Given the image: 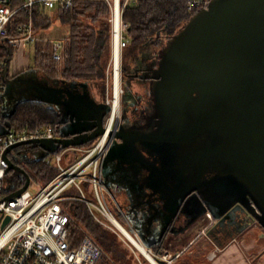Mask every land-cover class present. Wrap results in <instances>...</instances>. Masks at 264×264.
I'll return each instance as SVG.
<instances>
[{"label": "water", "instance_id": "95a60500", "mask_svg": "<svg viewBox=\"0 0 264 264\" xmlns=\"http://www.w3.org/2000/svg\"><path fill=\"white\" fill-rule=\"evenodd\" d=\"M9 69L4 64L1 72L7 120L0 121V135L9 133L8 119L23 101L52 109L61 125L59 137L5 152L7 171L26 178L7 196L14 198L31 176L8 158L9 150L35 143L48 154L85 146L105 132L111 107L87 82ZM142 70L152 108L142 122L120 119L101 164L103 186L110 193L122 189L128 200L132 231L151 249L178 210L191 205V220L175 234L208 211L219 220L213 237L225 226L240 232L257 222L264 228V0H208Z\"/></svg>", "mask_w": 264, "mask_h": 264}, {"label": "built area", "instance_id": "2783aa9c", "mask_svg": "<svg viewBox=\"0 0 264 264\" xmlns=\"http://www.w3.org/2000/svg\"><path fill=\"white\" fill-rule=\"evenodd\" d=\"M73 1L24 0L22 7L29 10L35 4H41L48 9H54L58 5L72 6ZM108 1L112 10L113 49L106 77L104 100L111 108L104 124L105 132L95 140L92 147L84 150L74 149L73 151H82V155L77 159L73 158L67 167L63 166V160L71 156L72 152L68 150L63 154L60 153L61 150L55 152L56 162L47 159L38 149H35L39 148L35 143L9 150L8 158L25 169V159L31 157L35 160H45L48 165L55 167L58 171L53 179L44 184L26 169L31 176L29 187L34 184L38 190L33 193L28 187L25 192L14 198L7 196L22 187H18L16 178L19 177L23 185L26 178L14 170L7 171L9 165L5 152L11 146L21 142L57 137L60 135L61 125L56 123L34 131L26 129L15 131L11 128L9 133L0 135V264H100L99 260L105 254V250L98 240L74 218L70 208V203L74 201L84 204L103 227L115 232L119 231L121 238L139 252L140 255L137 256L139 264H155L153 260L157 264H175L176 259L172 253L156 254L142 243L138 235L130 229L123 213L112 207L115 202L109 200V193L101 181V164L111 144V133L117 128L122 115L123 50L129 43L126 37L129 24L123 19V10L127 4L137 3L138 0ZM8 2L9 0H0V45L16 50L22 45L35 44L40 40L49 41L54 48L53 57L60 59L63 36H52V33L44 31L38 34L32 22L21 24L17 35H9L8 25L14 14L22 7L12 9ZM187 2L188 9L192 12L207 7L208 4V0H187ZM4 64V59L0 57V65L4 66ZM117 85L120 88L118 99ZM4 90L5 84L1 80L0 94ZM7 177H12L11 182L6 180ZM72 186L78 190L80 196L70 192L73 189ZM86 189L97 199L96 202L87 198ZM7 216L10 220L3 226ZM205 217L213 219L209 211ZM106 220H109L111 224ZM73 228H77L75 234L72 233ZM137 242L146 248L149 256L139 248ZM217 249L220 248L217 247Z\"/></svg>", "mask_w": 264, "mask_h": 264}, {"label": "trees", "instance_id": "16d2710c", "mask_svg": "<svg viewBox=\"0 0 264 264\" xmlns=\"http://www.w3.org/2000/svg\"><path fill=\"white\" fill-rule=\"evenodd\" d=\"M23 3L24 0H9L8 5L12 9H18ZM192 13L194 12L188 9L187 0H138L137 3L127 4L123 10V19L129 24L126 33L129 43L123 50V71L128 70L130 63L144 51H153L157 47L155 43L159 35L174 33ZM111 15L108 0H74L72 6L58 5L54 9L35 4L29 10L24 7L18 9L8 29L9 35L15 36L21 24L32 22L34 30L40 32L59 22L67 30L63 37L61 58L53 57L54 48L51 43L38 41L34 45L31 67L50 79L87 82L93 88H99L104 93L102 98L105 99L107 69L112 57ZM14 53V49L0 45V57L8 66ZM2 68L3 65H0V70ZM6 120L1 114L0 106V121ZM8 120L15 131H34L58 122L52 109L34 101L19 103ZM76 157L74 158L77 159ZM25 166L44 184L58 174L57 169L48 165L45 160L26 157ZM16 182L18 187L23 186L19 177ZM70 208L76 221L110 254L108 259H111V264L134 263L133 253L122 249L116 240L109 238V233L94 219L89 210L84 209L82 203L74 201L70 203ZM76 232L77 228H73L72 233ZM104 256L106 254L102 258Z\"/></svg>", "mask_w": 264, "mask_h": 264}, {"label": "flooded vegetation", "instance_id": "af4514ba", "mask_svg": "<svg viewBox=\"0 0 264 264\" xmlns=\"http://www.w3.org/2000/svg\"><path fill=\"white\" fill-rule=\"evenodd\" d=\"M170 34H162L157 37L156 45L157 47L151 51H144L137 59H135L133 62L130 63V67L128 70L122 71V81L125 83V89L124 93L122 95V115L121 119L124 117L128 123H138L139 121H143V116L146 115V112L148 113L151 108H152V103L149 97V92L148 93H141L139 91H133L132 88V82L134 79H140V75L143 74V68H149V64L152 62L154 57L156 56V52L160 47V44L167 39V37ZM141 82L148 88V83L147 81H142ZM108 115L105 118V121L107 120ZM120 121V120H119ZM119 124V123H118ZM60 135H57L59 137ZM94 142V141H93ZM109 195L114 199V202L116 203L117 209L123 213L124 217L126 218L128 224L130 225V229L135 231L134 225L131 222L129 215H128V210H127V199L124 194H122V189L121 190H115L112 193L108 192ZM194 214V206H182L173 222L167 227V230L163 232V236L160 238L159 234L158 236L155 237L153 241V246L152 250L156 254H162L164 252H170L174 255L175 259H179L182 257L183 254H186V257L188 258V263L189 264H208L205 260L204 261H196L195 259H192L188 251V247L184 248L183 250L177 252L175 255L174 252H172L169 249L165 248L166 242L169 239V237H177L185 232H187L189 229L194 227L196 224H200L199 227V236L202 234H205L209 239H211L214 242H230L232 240H236L240 232H244L247 229L251 228L252 226L258 224L257 222H252L248 226H246L243 230L240 232H237L235 230L234 226H231L228 228L227 226L224 227L222 232L216 234V237H213L211 235V231L214 228L215 224L219 221L216 220L214 217L212 220L208 218L201 217L198 221H196L193 225H191L189 228H187L184 232H181L179 234H175L174 231H178L182 229L185 225L188 224V222L191 220L192 216ZM133 231V232H134ZM137 231V230H136ZM161 231V230H160ZM135 233V232H134ZM137 234V233H136ZM139 235V233H138ZM140 236V235H139ZM138 236V237H139ZM140 238V237H139ZM141 240V239H140ZM191 245V243H190ZM179 254V256H178ZM184 258V259H187Z\"/></svg>", "mask_w": 264, "mask_h": 264}, {"label": "rangeland", "instance_id": "374dc122", "mask_svg": "<svg viewBox=\"0 0 264 264\" xmlns=\"http://www.w3.org/2000/svg\"><path fill=\"white\" fill-rule=\"evenodd\" d=\"M60 25L61 24L58 22V23H55V26L51 27V28L56 29V27H58ZM48 29H50V28H48ZM49 32L52 33L51 34L52 36L53 35H56V37L61 36L57 32H54L53 30H49ZM42 42L44 44L50 43L49 41H42ZM34 45L35 44L22 45L18 49H16L15 53H14V59L10 65L12 66L14 61L17 64H20L21 65L20 67L25 66V65H29V64L31 65V63L33 61V57H34ZM112 49H113V45H112ZM123 66H124V58H123ZM24 70H27V69L16 71L15 73L21 72ZM2 71H3V68L0 70V76H1ZM38 73L40 74V76H43L40 72H38ZM125 85L126 84L123 83V81H122L123 89H125ZM132 88H133L134 92L139 91L143 94L149 92V89L141 82V80L139 78L133 80ZM94 90H96L98 93H100V98H102L104 96V93L101 92V90H99V88L98 89L94 88ZM0 106L2 109H4V105H3V101H2V93L0 94ZM94 142L89 143L85 146H81V147H75V148L72 147V148H68V149H62L60 151V153L63 154L67 150H68V152H73V150L77 149V148H81V150H84V149L92 147ZM35 149H38L41 152V154L44 155V157H46L47 159H51L53 162H56L57 155L55 153H48V154L46 153L45 154L41 148H35ZM35 155H37V153H35ZM81 155H82V151L77 153L76 158L81 157ZM66 161H67V159L65 157V159L63 160V166L64 167L68 166V163ZM6 180L8 182H11L12 177H7ZM40 183H43V182L40 181ZM72 188L73 189H71L70 192L75 194L76 196H80V193L78 192V190L75 189L74 186H72ZM29 190L33 193H36L38 190V187L36 185L32 184L29 187ZM86 196L89 200H92L94 202L97 201V199L93 196V194L87 189H86ZM108 198L110 201L112 200V197L109 195H108ZM83 207L85 210H88L84 204H83ZM97 213L100 217H102L99 212H97ZM115 216L117 217L116 214H115ZM102 218L104 219V217H102ZM204 218H206V217H204ZM106 221H108V223L111 224V222L109 220H106ZM199 226H200V224H199ZM104 230H106L109 233V238L116 240L122 249H124V250L128 249L130 252L133 253V257H132L133 259L132 260L134 263L135 262L139 263L138 258H137V256L140 255L139 252L137 251L138 252L137 253L136 249H134L133 247H130L129 244L121 238L119 231L115 232L113 230H109L108 228H105ZM196 239L194 240V241H197L196 244H194V246L191 247L189 249V251L190 250L192 251L193 248L198 249L200 247L199 244L203 240V237H201V238L199 237ZM247 241L248 242L250 241V244H247L248 243ZM261 241L264 243V228L258 223L256 225L252 226L251 228H249V230L245 231L244 234L241 235L240 237H238L236 240H234L233 243L230 245L229 250L226 251L225 254L220 253V251L217 249V247H212V246L211 247L206 246L205 248L203 247L204 253L206 254V256L203 257V259L204 260L206 259L208 261V264H264V244L261 246V244H260V243H262ZM257 246H260V248L257 249L256 248ZM203 249H201V251ZM105 254H106V256L101 258L99 260V263L100 264H111L110 263L111 259H108L110 254H108L106 252H105ZM199 254L200 253H197L196 255L198 256ZM134 257H135V259H134ZM183 261H185V259L181 258V263H183ZM134 263H132V264H134ZM176 264H178V262H176Z\"/></svg>", "mask_w": 264, "mask_h": 264}, {"label": "crops", "instance_id": "0c3cea01", "mask_svg": "<svg viewBox=\"0 0 264 264\" xmlns=\"http://www.w3.org/2000/svg\"><path fill=\"white\" fill-rule=\"evenodd\" d=\"M55 26V23L53 24V26L52 27H54ZM49 30H53L54 32H57L58 34H60L61 36H66V34H67V30H66V28L63 26V25H60V26H58V27H56V29H54V28H51L50 27V29H42L40 32H38V34H40L41 32H47V33H49V34H51L50 32H49ZM40 41H43V40H40ZM51 43V42H50ZM13 59H14V57H13ZM13 61V60H12ZM11 61V62H12ZM11 62H10V64H11ZM9 64V68H10V70H9V73L10 74H13V73H15L16 71H20V70H23V69H27V70H30L31 68H34V67H31V65L29 64V65H25V66H22V67H20L21 65L20 64H17V63H15V61H14V63H13V65L11 66ZM35 69V68H34ZM37 70V69H36ZM39 72V71H38ZM1 77H2V73H1ZM99 94V96H100V93H98ZM103 96V95H102ZM104 97V96H103ZM2 115H4V113H5V110H3L2 109ZM77 151H73L72 153H71V156H68L66 159H67V163H68V165L71 163V161L73 160V158L75 157V156H77ZM111 201H113L114 202V199L112 198V200ZM111 203V202H110ZM112 207L113 208H116L117 209V206H116V203L115 204H112ZM118 210V209H117ZM199 224H196L194 227H192L191 229H189L187 232H185V233H183V234H181V235H179V236H177V237H169V239L167 240V242H166V245H165V248L166 249H169V250H171L172 252H174L175 253V255L177 254V252H179V251H181V250H183L184 248H187L188 246V251H189V249L191 248V247H193L194 246V244H196V242L197 241H194L196 238H201V237H203V240L201 241V243L199 244L200 245V247L197 249H195V248H193L192 249V251L190 250L189 251V253H191L192 255H190V257H192V259H195L196 261H198V262H202V261H204V259H203V257H205L206 256V254L204 253V249H203V247L205 248L206 246H209V247H219L220 249H219V251H220V253H222V254H225V252L226 251H228L229 250V248H230V245L233 243V241L234 240H232V241H230V242H227V243H225V242H223V243H221V242H214V241H212L211 239H209L205 234H202V235H200L199 236ZM247 230H249V229H247ZM246 230V231H247ZM245 232V231H244ZM244 232H240L239 233V235H238V237H240L241 235H243L244 234ZM237 237V238H238ZM236 238V239H237ZM197 240V239H196ZM248 242V241H247ZM262 242V241H261ZM190 243H191V245H190ZM247 244H250V241L247 243ZM261 244V246L264 244L263 242L262 243H260ZM257 249L258 248H260V246H257L256 247ZM201 249H203L202 251H201ZM254 249V248H253ZM197 253H200L198 256L196 255ZM181 258H187L186 257V254H183L182 255V257H180L179 259H176L175 260V264H176V262H178V264H189L188 263V258L187 259H185V261H183V263H181ZM202 258V259H201ZM205 261L208 263V261L205 259Z\"/></svg>", "mask_w": 264, "mask_h": 264}, {"label": "bare ground", "instance_id": "6f19581e", "mask_svg": "<svg viewBox=\"0 0 264 264\" xmlns=\"http://www.w3.org/2000/svg\"><path fill=\"white\" fill-rule=\"evenodd\" d=\"M119 89L120 88L117 85V91H116L117 99L119 98ZM125 232L131 237V235L126 230H125ZM137 244H138L139 248L149 256L146 248L141 243H139V242H137ZM153 261H154L155 264H157V262L155 260H153Z\"/></svg>", "mask_w": 264, "mask_h": 264}]
</instances>
